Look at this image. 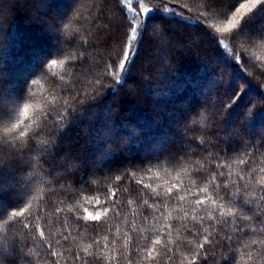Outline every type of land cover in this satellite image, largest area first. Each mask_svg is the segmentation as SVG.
Returning <instances> with one entry per match:
<instances>
[{"label":"trees","instance_id":"trees-1","mask_svg":"<svg viewBox=\"0 0 264 264\" xmlns=\"http://www.w3.org/2000/svg\"><path fill=\"white\" fill-rule=\"evenodd\" d=\"M144 2L161 6V0ZM218 2L165 0L167 18L152 14L134 60L112 76L128 25L120 0H0V91L14 98L12 120L0 125V137L4 127L17 121L42 129L35 146L29 144L20 159L0 139V158L11 160L17 175L25 178L19 190L5 195L6 205L18 209L27 201L32 205L29 213L43 217V238L35 229L16 225L19 247L28 253L27 259L17 255L16 264H127L120 255L123 241L129 240V249L144 248L157 234L172 249L173 259L156 245L155 260L137 257L133 264H190L193 245L206 235L204 227L211 233L210 242L196 264H236L244 243L264 238V219L258 215H264V201L257 200L261 192L256 187L264 173L253 174L247 194L231 195L235 189L226 190L219 175L221 187L216 192L209 187L212 198H224L225 210L229 201L245 195L252 201L255 212L241 205L239 211L233 208L235 218L219 217L210 201L206 208L196 206L197 197L184 191L195 181V192L203 175L227 174L228 169L215 165L231 163L238 153L246 152L243 158H251L253 168H264V43L224 39L221 51L195 23ZM206 23L220 24L214 15ZM52 59L57 60L54 66ZM241 88L240 98L226 108ZM201 165V172L195 171ZM231 171L234 180L240 167L232 165ZM29 173L35 181L28 179ZM138 181L162 193L176 185L188 198L157 204L152 190ZM113 190L117 200L105 203ZM172 196H177L175 188ZM58 207L63 211L57 213ZM105 207L109 211L100 221L80 218L84 208L95 214ZM208 212L220 222L209 220ZM242 215L250 219H240ZM7 228L0 225V230ZM94 239L107 244L103 251L117 259L98 261ZM89 244L93 255L83 252ZM251 250L258 256L254 264H264L259 248Z\"/></svg>","mask_w":264,"mask_h":264},{"label":"snow or ice","instance_id":"snow-or-ice-1","mask_svg":"<svg viewBox=\"0 0 264 264\" xmlns=\"http://www.w3.org/2000/svg\"><path fill=\"white\" fill-rule=\"evenodd\" d=\"M122 11L125 17L128 20L127 29L125 31V37L123 41L124 49L122 53V57L120 61L116 64L115 71L111 72L110 75L115 76L116 71L124 72L126 71L125 65L131 64L132 60L135 58V53L138 51L139 43L143 40L144 34L148 31L149 23L155 18L152 14L158 13L161 16L167 18L168 14V5L165 3V0H161V6L157 8L148 7L145 5L144 0H136V6L133 7L132 0H120ZM264 9V0H219L218 3H214L213 7L205 12L201 13V20L195 21L196 24L201 25L205 28L209 35L216 40L217 45L221 46V51L224 50V46L222 45V41L224 39H228L230 41H237L241 38H245L242 41L243 43L253 44L257 40L264 43V23H260V18L264 17V15L259 14V10ZM129 13L131 14L129 16ZM210 15H214L216 19L219 20L220 24L217 26L216 24H209L206 21L209 19ZM173 18H175V13H173ZM181 22H186L183 17H181ZM70 25L65 23L64 28L67 29ZM139 33V35H138ZM135 45V46H134ZM130 57L132 59L130 60ZM232 59H236L235 55H233ZM57 64L56 59L51 60V65L54 66ZM49 67L46 62L43 68L46 70ZM37 81L33 80L32 83L35 84ZM243 89H239L234 91L233 95L229 98L228 103L225 105L226 108H231L233 104L240 98V93ZM14 103V98H12L7 93L0 91V107H2V111H0V125H4L6 121L12 120V104ZM28 112V107L25 106L23 108V113L26 115ZM42 134V129L35 128L29 129V126L24 123V121H17L15 123H11L10 126L4 127L3 136L0 139H3L4 142L8 145H11V156L20 159L24 155V149L32 144L35 146L36 139ZM43 150V149H42ZM243 156H247L245 152ZM241 156V154H236L235 157L231 160V163H217L215 167L217 169L224 168L229 171L227 174L224 171H220L217 173H213L211 175H203L200 187L195 191L191 192V187L195 185V181H192L188 189H185V192H190L192 196L197 197L194 200V204L196 206H204L205 208L208 206L207 202L210 201L211 205L217 209V213L219 217H228L235 218L236 211H233V208H236L237 211L240 210L241 205H248L250 210L255 212V208L252 206V201L247 199L245 195L244 199L239 201H229L230 206L225 210V202H223L224 198L218 196L217 198H212L209 195V187L211 186L212 191L216 192L221 185L217 183V175L225 178V183L223 187L227 189H235V192H232L231 195L238 196L242 192L247 194L251 181L254 179V173H264V168H253L252 167V159H245ZM232 165H237L240 167V171L237 172L236 179H230L233 175L231 168ZM31 166L33 168V172H35V168L37 166V161L33 158L31 162ZM203 165L199 168H196L195 171L201 172ZM245 176L248 177L247 181L244 184H240V181L245 180ZM7 177V179H5ZM37 177L32 173H29L28 179L35 181ZM120 177H117L119 180ZM137 183L141 184L144 188L151 189L155 194L154 199L157 200V204L166 203L170 200L185 201L188 197L186 195H180L181 189L176 185L167 188L166 193L156 192L155 189H152L150 184H144L143 181H138ZM25 184V178L17 175V170L14 167L11 160H5L0 158V225H8L6 230H0V264H16L17 255L22 258L27 259L28 253L23 252L20 247L18 241V233L15 231L16 225L20 224L24 229H35V232L43 238L45 236L44 231L40 227V220L43 218L42 215H32L29 213V209H31V203L25 201L23 206L18 209H14L6 205L5 195L11 194L13 191L19 190L20 186ZM257 190L261 192V196L257 198L258 201H264V178L256 181ZM174 188L176 189L177 196L173 197L172 193ZM203 194V198H200ZM117 200L116 192L110 191L108 201ZM101 202L96 200V205L99 206ZM129 204L132 201L128 202ZM143 204H148L147 200L143 201ZM157 205H149V207H156ZM258 206V205H257ZM203 210V209H201ZM57 213L63 211L61 208L56 209ZM109 208L105 207L101 211H97L95 214L89 212L87 208L83 209L84 215L80 217L84 220L91 221H100L103 216H107ZM25 213H29V217H25ZM119 216V213H116ZM187 215V213H185ZM260 215L261 219H264V215ZM25 218V219H21ZM207 218L209 220H216L215 217L212 216L211 212L207 213ZM193 220H196L197 217L195 215L192 216ZM204 219L203 216L200 217V221ZM240 219L249 220L250 217L247 215H242ZM219 220H216V223H219ZM229 222H234L229 221ZM135 225H133V228ZM167 228H171V225H166ZM210 227V226H209ZM204 232L206 235L204 236L203 242L199 245H193L196 251L192 255V260L190 264H196V258L200 254V250L204 248L206 243H209V236L211 233L208 231V227H204ZM253 233L256 232L255 228L251 230ZM264 231V230H262ZM159 232V230H157ZM119 234V229H117V235ZM67 239V236L64 237ZM103 240L107 241L108 237H102ZM230 239V237H228ZM22 240V237H21ZM59 243V241L57 242ZM93 243L98 246V251L95 253V258L98 261L110 260L115 261L117 257L109 256L108 253L103 251L104 248L107 247V244H102L100 239H94ZM129 240L123 241V247L120 249V255L123 257L127 264H133V260L140 257L143 261H151L155 260L157 255L156 245H162L161 235L157 234L155 239L151 241V243L144 248L136 247L134 249H129ZM51 244L48 245V248L51 249ZM92 245L89 244L88 247L83 249V252L87 255H93L90 252ZM164 249V255L168 257L171 261L173 259V251L171 248H168L167 245H162ZM259 248L260 254L264 255V238H253L248 243H244L238 251L240 252L239 257L237 258L236 264H239L240 261H243L244 264H254V261L258 258L256 253H254L251 249ZM135 253V255H133ZM53 256H57L58 253L53 251L51 253ZM59 255H63L60 253ZM247 257V260H245ZM187 259V256L184 257ZM77 259H80L77 256Z\"/></svg>","mask_w":264,"mask_h":264},{"label":"rangeland","instance_id":"rangeland-1","mask_svg":"<svg viewBox=\"0 0 264 264\" xmlns=\"http://www.w3.org/2000/svg\"><path fill=\"white\" fill-rule=\"evenodd\" d=\"M16 97H18V94H17V93L15 94V98H16ZM177 120H178V118H177ZM177 120H175V122H173L172 125L175 124V123H177ZM177 143H178V142H177ZM179 145H181V144H179Z\"/></svg>","mask_w":264,"mask_h":264}]
</instances>
